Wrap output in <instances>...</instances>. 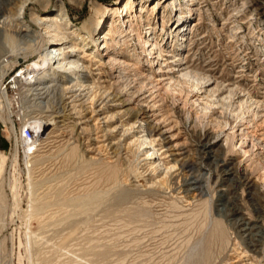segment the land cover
Returning a JSON list of instances; mask_svg holds the SVG:
<instances>
[{
  "label": "rangeland",
  "instance_id": "obj_1",
  "mask_svg": "<svg viewBox=\"0 0 264 264\" xmlns=\"http://www.w3.org/2000/svg\"><path fill=\"white\" fill-rule=\"evenodd\" d=\"M23 1L0 0V91L8 98L10 107L8 114L17 136V139L10 138L11 123L7 124L0 114V167L4 165V172L0 177V192L2 191L6 196V202L0 208V219H3L0 221V264H192L193 262V264H203L201 256L196 255L198 257L195 256V259L190 255L196 254L197 250L193 245L200 237L204 235L206 237L210 233L216 220L222 221L233 241L225 253L213 260L212 264H232L233 259L230 257L236 256L235 243L238 244L239 249L241 248L240 250L251 244L245 235L239 234L234 223V219L239 215L229 214L232 204L227 200H218L220 193L226 192L228 197L235 198L234 205L240 207L246 216L256 219L258 225L264 227V168L261 166L260 170H255L248 165L249 158L253 156L256 163L261 162L264 165V0H194L193 8L196 7L197 10H193L186 17L187 30L184 34H187L185 36L187 40L180 41L177 37L170 39L168 45H165V50H172L175 54L179 53L180 56L186 57L187 64L197 72L206 71L218 80H226V83L238 85L240 95L237 98V105L242 104L246 111L242 114L243 118L234 117L230 120L231 124L225 126V118L213 114L220 111L219 109L204 114L200 105L203 103L204 94L197 97L195 93H190L188 85L179 82L175 84V94L168 91L166 88L168 80L159 82L153 80V76H156L157 59L154 64L152 60L150 62L146 60L147 63L144 60L145 64L142 63L138 70L140 75L132 78L136 79L135 84L138 85L144 80L157 84L154 89H151L152 85H147L143 93L141 92L140 98L148 99V95L153 90L161 94L167 109L179 123L180 141L189 139L194 147L199 146V149L201 147L198 141L213 142V155L206 158L203 165H200V171H197L206 177L203 186L204 197L209 201L207 215L203 214L204 208L199 205V198L194 199L193 196H184L182 193L181 188L184 183L182 176L176 179L167 177L165 184L157 189L155 187H151L152 190L145 187L142 189L141 184L145 178L142 176L143 162L140 161V154L138 155L135 148L129 152L123 151V158L114 164L117 165L118 183H112V180L106 178L105 173L114 166L110 164L114 159L110 158L106 146H103L102 136L98 137L102 135V128L98 124L90 134L86 135L79 132L80 129L77 130V134L75 131V133L71 132L70 127L67 128L66 133L67 131L71 133L67 135L60 131L61 124L57 126L59 128L53 126L56 131L53 138L40 145L38 143L36 147L40 152L31 155L37 156L41 153L43 158L30 159L33 166L28 165L29 158L26 153L30 148L27 146L28 142L22 138L25 123L30 122L31 117L38 115L51 113L53 116H60L61 108L59 94L52 98L49 108L40 106L37 103L42 101L38 99L40 96L35 97L34 91L33 93L26 91L28 88L24 80L20 84V79H16L18 89L13 84V87L7 85L8 90L3 89V79L5 77V81L10 79L17 69L25 70L26 66L32 63L34 53L42 47L43 41L48 40L40 37V27L31 16L32 12L40 14L43 11L44 1H32L30 9L26 11L25 20L30 30L16 33V29L1 25L2 20L12 16L13 11L19 12L16 8ZM117 2V0H52L51 4L63 3L72 29L84 30L91 17L97 19V24L98 20L103 19L104 7ZM183 3L186 4V1L183 0ZM162 11L163 9L157 6L155 9L157 19L152 16L156 32L159 34L162 33L160 26L162 21L158 20V17L160 18ZM167 11L164 13L167 15L165 20L169 25L164 24L165 30L169 29L175 20L170 10ZM117 18L118 16L112 21L116 23L119 19ZM195 22H197L196 26L193 24ZM7 29L16 33L20 45L18 50L3 42V34ZM141 51L140 47H136L132 53L138 55ZM124 52L127 51L120 52V58L127 63L131 62L132 58L126 56ZM167 53L164 52L165 55ZM79 54L84 57L87 67L77 72L82 76L78 80H86L85 84L95 83L101 86V89L105 86L109 89L110 83L117 79L120 69L95 64L89 60L91 57L87 56V53ZM105 54L106 52L103 57L106 62L108 58ZM142 55L145 56V53ZM69 74L73 77L71 79L68 77L71 85L77 79L72 73ZM133 74L134 71L131 72V76ZM22 77L25 79V76ZM111 79L112 82L106 83ZM92 114L89 112L90 116ZM58 116L57 121L65 118L64 113L60 118ZM68 120L70 122L72 119L66 118L65 122ZM91 123L96 124V116H92ZM235 132L238 137L235 139V144L230 145V137ZM244 132L249 135L244 149L252 150L250 142L252 137L258 140L259 145L255 147V155L250 156L251 153H248L244 156L240 150L239 140ZM88 137L93 141L92 146H96L97 149L89 155H96L100 162L90 164L87 168H80L78 160L77 163L65 160V155L68 153L66 145L70 143L72 146L77 141H87ZM68 138L72 139V142L64 144ZM218 159L231 163L230 167H234L231 174L226 175L223 172L222 165H217ZM201 162L198 161V164ZM28 167L31 168L33 180L43 181L44 185L38 186L40 190L38 189L37 193L40 196H48L49 202L53 203V200L60 197L74 195L77 197L85 193L98 196L106 193L105 191L109 192V199L96 203L90 213L79 214L77 222L73 224L67 223L66 212L62 209L60 211L61 206L56 203L47 209L43 217L31 221L25 205L28 201L30 182ZM178 169L176 171H179ZM155 175L158 182L164 177L162 174ZM247 177L250 178V183L245 179ZM251 191L257 193L255 194L257 200L251 199L249 195ZM204 221L206 224H203ZM234 225L236 230L233 228ZM29 227L36 229L34 233L38 235L28 233ZM251 248L255 249V247ZM262 249L263 245L260 243L256 249L257 253L249 252L250 255H255L253 261L257 264H264ZM190 257L192 259H189Z\"/></svg>",
  "mask_w": 264,
  "mask_h": 264
},
{
  "label": "bare ground",
  "instance_id": "obj_2",
  "mask_svg": "<svg viewBox=\"0 0 264 264\" xmlns=\"http://www.w3.org/2000/svg\"><path fill=\"white\" fill-rule=\"evenodd\" d=\"M32 1H44L42 4L43 11H41L40 14L32 12L31 16L33 21L40 27V37L44 39L47 38L48 40L43 41L42 47L34 53L33 59L31 60L32 63H29L26 69L22 70V74L20 75L19 73L16 75L14 78V85L16 86V79H20L21 81L25 80V85L28 88L26 91L29 93L33 91L34 93L36 92V96H34H40L38 99L42 100L37 103L44 108H49L52 98L55 97L56 94H59L60 114L62 115V113H64L65 118L62 121H57L58 115L53 116V114L50 113L49 115L45 114L31 117V121L25 123L24 128H31L36 135L32 138H27L22 129V138L25 142H28L27 146L30 148L29 152L26 153L29 158V160H27L28 165L33 166L30 159H35L36 157L43 158L41 153L37 156L31 155L40 152V149L36 147L38 143L40 145L53 138V134L56 132L53 126L56 125L57 127L61 124L59 125L61 126L60 131L67 135L74 131L77 134L78 129H80L78 130L79 132L86 135L88 133L90 134L98 124L99 127L102 128V135H98V137L102 136V141L104 142L103 146H106L108 154L111 156L110 158L114 159L113 163L110 164L114 165L119 162V160L123 158V151L129 152L135 148L138 155L140 154V161L143 162L142 166L144 171H142V176L145 178L143 183L141 182L143 186L142 189H144V187L148 188V190H152L151 187L157 189L165 184L167 177L176 179L182 176V178L184 177L182 179V182H184L182 185L183 188H181V190L183 189L182 193H184V196H193L194 199L199 198V205L204 208L203 214L207 215L209 212V201L204 197L205 187L203 186V181L206 177L201 173H197V171H200V165H203L204 160L213 155V142L211 140L205 142L200 140L198 144L201 148L199 149L198 146L197 149L189 139L180 141L181 129L178 128L179 123L172 117L170 110L167 109L166 102L161 94L157 90H153L148 95V99L144 97L140 98L142 95L141 92L147 88V85H152L151 89H154L157 87V84L154 85V82H147V80H144V82L141 81L138 85L135 84L136 79H132L140 75L138 70L140 65L144 63V60L145 62L146 60L149 62L152 60V64H154L155 59H157L156 76H153V80L155 82L168 80V83H166L168 91L175 94V84L179 82L188 85L190 87V93H195L194 95L197 97L204 94L203 103H200L204 114L207 115L208 113H213L212 111H214V109H219L220 111L213 114H219L218 117L225 118V126L229 123L231 124L230 120L234 117H236V119L243 118L242 114L246 113V111H244L242 104L237 105V98H239L238 95H240L238 85L226 83V80H218L213 74L206 71L201 73L199 70L197 72L193 67L187 64L185 60L186 57L183 55L180 56L179 53L175 54L172 50H165V45H168L170 39L173 40L178 37L180 41L187 40V37H185L187 34H184L187 30L186 17L189 16L193 10H197L196 7L193 8L195 5L194 0H185L186 4L183 3V0H117V3L108 4L104 7L103 19L98 20L97 24V19L91 17V21L86 23L84 30L79 28L72 29L70 18L67 15L63 3L52 5V0H24L20 5L18 4L16 8L19 12L15 13L13 11L14 13L12 12V16H7L2 20L1 25L16 29V33L30 30L29 26L26 24L25 14ZM151 5L152 7H150ZM157 6L163 9L162 14L160 13V18L158 17V20L162 21L160 25L162 27L161 34L156 32V25L152 18V16H154V18L156 17L155 19H157V16H155V9ZM153 8L154 10H151ZM167 10H170V14L174 16L175 20L171 23L169 29L165 30L164 24L169 23L165 20L167 15H165L164 12ZM116 16H118L119 19L117 18L118 21L115 23L112 19ZM193 24L196 26L197 22ZM173 28L175 29L173 30ZM8 30L9 29L5 30L3 34V42L14 50H18L20 45L18 44L17 35L15 32L13 33V31ZM76 43H78V45ZM136 47H140L142 49L141 52L145 53V56H143L141 52L138 55H136L137 53H132L133 50L135 51ZM122 50L127 51L124 53L129 58H132L131 62L129 61L127 63L120 58L119 54ZM165 51L168 52L166 55L164 54ZM83 52L87 53V56L91 57L89 60L95 64L101 66L109 65L112 69H120L115 82L110 83V86L108 85L109 89H106V86L101 89V86L99 87L95 83L85 84L84 81L86 80H78V78H82V76L77 72L87 67L84 62V57L79 54ZM105 52V56L107 55L108 58L106 62L103 57ZM124 66L126 67L123 68ZM164 68H166V70ZM133 71L134 74L131 76V72ZM69 73H72L75 79H77V81L71 85L69 84V78L71 79L73 77ZM22 76H25V79ZM4 79L3 84L5 83ZM112 80L113 79H111V81H106V83L112 82ZM26 87L24 88L26 89ZM3 89H5L4 85ZM105 89L107 91H105ZM88 103L91 105L88 106ZM0 105L1 118L7 124L8 122L11 123L9 130L10 138L17 139L14 125L9 117L10 114H8L10 110L8 98L2 91H0ZM89 112L93 114L90 116ZM226 112L228 114H226ZM93 115L96 116V124L94 125L91 123ZM60 116L58 117L60 118ZM66 118L72 120L70 122L69 120L65 122ZM69 127L71 128V132L68 133L67 131L66 133ZM234 128L235 127H233V129ZM64 134L62 135L64 136ZM78 134L80 135V133ZM248 136L249 135L244 132L239 140V145L241 146L240 150L244 156L248 153H251L250 156L255 155V147L259 145L257 143L258 140L252 137L250 141L252 143V150L244 149L243 147L248 143ZM91 137L93 136H90V138ZM236 137H238L237 132L230 137V145L235 144ZM70 138L73 139V137ZM90 138L83 142L77 141L78 143L74 141L75 143L72 146L68 143L65 147L68 151L65 155V160L76 161V163L78 160L80 162V168H87L90 164L100 162V159H98L96 155H89L90 152H95L97 150L96 146H92L93 141ZM72 139L70 140L68 138L66 141L64 140V144L69 141L72 142ZM198 161L202 162L198 164ZM249 162L250 164L248 165L254 167L255 170H260L259 168H261V166L264 168L261 162L256 163L254 156L249 158ZM230 164H228L226 160L218 159L217 161V165H222L223 172L226 175L231 174L232 169L234 170V167H230ZM177 168H179V171H176ZM29 171L30 182L28 186V201L25 205L26 211L31 217V221L38 219L40 216L43 217L47 209L52 207V204L56 203V205L59 204L61 206L59 209L60 211L63 210L66 212V217L68 219L67 223L73 224L77 222L76 219L79 214L90 213L96 203L108 198L109 192L107 193V191H105L106 193L99 194L98 196L89 193L78 195L77 197L76 195L66 198L58 196L60 197L59 199L53 200V203L51 201L49 202L47 201V199H49L48 196H40L37 193V191L40 190L38 186L42 184L43 181L33 180L31 168H29ZM3 172L4 165L0 167V177L3 175ZM117 174V165H114L105 173V177L112 180V183L117 184ZM140 174L141 172H139V175ZM155 174H162L164 177L162 179L160 178L158 182V179H156L157 175ZM245 179L248 183L251 182L249 177ZM255 194L257 193L253 191L249 193L253 201L257 200ZM218 197V200H227V202L232 204V206L230 205L229 214L231 216L239 215L234 219V223L238 228L239 234H241V236L245 235V238H247L251 244V246H247L240 250L241 248L239 249L238 244L236 245L235 243L234 251L236 256L234 258L232 256L230 259H233V263L257 264L253 261L255 255H250L249 252L255 251L257 253L256 249L260 243H262V253L264 255V227L258 225L256 219L246 216L240 207H236L234 205L235 198L231 199L226 192L220 193ZM5 202L6 196L1 191L0 208ZM1 220L3 219H0V221ZM203 224H206V222ZM235 225L233 227L234 229ZM204 226L205 225H203V227ZM211 229L212 230L206 237L205 235L200 237L193 245L195 247L194 249L197 250V252L194 250L196 254L192 251L194 254L190 255L192 258L196 255L201 256L203 264H212L213 260L225 253L229 248L228 246L233 241L229 234L230 232H227L222 221L216 220L214 227L212 226ZM28 230L30 234L36 231V229L32 227H29ZM38 230L39 227L37 228V231ZM34 234L38 235L37 233ZM251 247H255V249ZM191 257L189 259H192ZM249 261L251 262L248 263ZM195 262L197 263V261Z\"/></svg>",
  "mask_w": 264,
  "mask_h": 264
},
{
  "label": "built area",
  "instance_id": "obj_3",
  "mask_svg": "<svg viewBox=\"0 0 264 264\" xmlns=\"http://www.w3.org/2000/svg\"><path fill=\"white\" fill-rule=\"evenodd\" d=\"M22 70V68H20V69H17L16 71H15V73L10 77V79H8L7 81H5L6 80V77H5V79H4V81H5V83H4V88L5 89H7L8 90V84H10V87H13V85H14V78L16 77V75H18L19 73H20V71ZM25 81V80H24ZM6 82H8V83H6ZM23 81H21L20 80V84L22 83ZM13 84V85H12ZM24 84V83H23ZM14 87H16L15 85H14ZM16 89H18V87H16ZM37 91V90H36ZM21 93V92H20ZM31 93H33V92H31ZM20 95H22V94H20ZM33 95V94H32ZM35 95V94H34ZM27 96V95H26ZM28 97H30V95L28 96ZM24 134L26 135V137L27 138H32L34 135H35V133H34V131L31 129V128H29V127H25L24 128ZM36 136V135H35Z\"/></svg>",
  "mask_w": 264,
  "mask_h": 264
}]
</instances>
